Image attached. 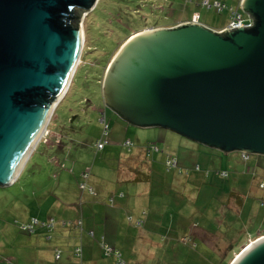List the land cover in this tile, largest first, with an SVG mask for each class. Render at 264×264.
Listing matches in <instances>:
<instances>
[{"label": "rangeland", "instance_id": "rangeland-1", "mask_svg": "<svg viewBox=\"0 0 264 264\" xmlns=\"http://www.w3.org/2000/svg\"><path fill=\"white\" fill-rule=\"evenodd\" d=\"M203 1L99 0L84 14L85 41L68 97L59 108L65 97L57 105L41 143L21 175L13 184L0 186V264H29L36 254L39 259H46V253H34L33 248L37 243L50 246L55 242L46 239L48 232L45 239V233H36L47 229L46 226H37L33 234L22 230L34 217L47 223L53 218L56 227L61 217L69 222L67 229L71 227L73 231L67 235L68 244L63 243L65 239L62 244L54 238L56 227L50 233L57 244L67 245L68 249L59 247L53 258L48 259L52 264L66 262V251L79 242L73 237L79 228L74 223L82 217L80 206L86 201L81 184L86 180L88 187L95 189L93 196L111 210L114 204H109L108 199L115 190L119 192L118 182L130 175L121 168L120 162L131 155L142 156L155 145L160 148L163 163L168 157H175L177 167L168 169L158 162L154 167L159 175L151 183L141 182L135 189L130 183L123 185L132 192L151 185L148 193L142 194L141 201L132 193L135 194L131 198L133 209L123 210L121 233L124 236L113 241L107 234V241L125 252L127 264H221L231 257L232 249L228 248L220 259L222 255L205 241L204 232L217 236L215 243L221 245L222 253L230 243L227 240L234 238L231 248L238 251L256 235L264 233V186H260L264 183V155L250 154L245 159L241 151L227 153L170 129L131 124L106 106L100 97L105 74L116 53L132 36L128 38L130 31L171 27L181 24L182 20L197 19V15L200 23L221 29L230 21L231 7L239 9L245 19L249 17L241 0H207L211 5L216 1L225 3L228 8L222 12L204 5ZM101 138L109 144L105 150L98 151L96 143ZM127 138L136 143L131 151L122 145ZM223 171L229 175L221 176ZM85 172L90 174L88 179L83 176ZM233 189L242 193V205L236 199L230 201L229 192ZM89 190L86 192L90 193ZM71 193L74 195L70 196ZM131 216L134 222L143 220V225L136 226L129 220ZM108 229L104 233H110L111 227ZM59 252L61 260L55 258ZM99 261L118 264L113 255H105Z\"/></svg>", "mask_w": 264, "mask_h": 264}, {"label": "water", "instance_id": "water-1", "mask_svg": "<svg viewBox=\"0 0 264 264\" xmlns=\"http://www.w3.org/2000/svg\"><path fill=\"white\" fill-rule=\"evenodd\" d=\"M97 1L0 0V186L17 180L67 94L82 18ZM241 5L254 25L217 32L184 22L133 34L105 74L104 103L140 127L264 155V0ZM244 247L230 264H264V235Z\"/></svg>", "mask_w": 264, "mask_h": 264}, {"label": "crops", "instance_id": "crops-1", "mask_svg": "<svg viewBox=\"0 0 264 264\" xmlns=\"http://www.w3.org/2000/svg\"><path fill=\"white\" fill-rule=\"evenodd\" d=\"M192 21L193 20H182L180 23L192 22ZM127 139H129V138H127ZM127 139H125V140H127ZM125 140H124V142H125ZM124 142H122L123 143L122 145L128 151H131L133 149V147L136 146V143H134V145L129 148V147L124 145ZM40 143H41V141H40ZM108 144H109V142H108ZM108 144H107V146H108ZM106 147L103 150H105ZM103 150H101V151H103ZM160 154H161L160 152L159 153H153V152L149 153L148 151H146L145 154H143L142 156L141 155H131L128 158V160H125V161L121 160L122 162H120V165H123V166H121V168H123L125 171H128L130 173V175L127 178H122L118 182V184L120 185L119 192H116V190H115L113 192L114 194L112 195V197H110L108 199L109 204H114V207H112L111 210L104 208L102 202L93 196L96 194L95 189L92 186L88 187V183L85 180L86 188L85 189L82 188V190L84 191V194H86V201L82 202L83 204L80 206L81 207L80 208V216L82 215V217L79 218L74 223V226L76 228H78V227L79 228H78V230H76V233H75L73 238L74 239L76 238V240H78L79 242L78 243L76 242L75 247L71 248V250L69 252L66 251V255L64 256V258L66 259V262H64L63 264H101L99 261V258H103L105 256L103 249H102V246H101L102 240H104L106 243H108L110 246H112L111 243H109L107 241V238H108L107 234H109L113 238V241H115V240L117 241L119 238H121V236H124V234L121 233V224H122V220L124 219L123 210L124 209H130V210L133 209V208H130L131 207V198L133 195L136 194L139 198V201H141L142 194L148 193V189L151 188V185H145V186H142L143 189L139 187L136 191L133 190V192H132L131 189H129L130 187L129 188L125 187V188L129 189L126 191L125 188L123 187V185L130 183L131 187H133V189H135L139 184H141V182L134 183L131 181L135 176V174H133V172H132V169H135V170L140 169V170H144V171L150 173L152 175V180H153V178H158L156 176V174H158L156 172L157 168L155 169L154 164H157L158 162L163 163L164 158L162 157L163 155H160ZM163 164L165 166H167L166 161ZM168 169H173V168H168ZM195 172H196V170H195ZM187 174L189 176H191L190 172ZM89 177H90V174L88 175V178ZM88 178H85V179H88ZM152 180L144 181V183H151ZM60 186H61V182L58 184V187H60ZM88 188L92 189V191L89 190L90 193L86 192L88 190ZM112 189H115V187H113ZM140 189H142V190L140 191ZM76 190L77 189L75 188V193H76ZM232 191H236V190H234V189L230 190L229 196H230V193ZM236 192H238L240 195H242L241 192H239V191H236ZM120 193H122V195ZM132 193H135V194H132ZM73 195H74V193H71L70 196H73ZM232 199H235V198L230 197V201H232ZM149 202H151V201L149 200ZM70 204H72V203H70ZM71 207H72V205L69 206L68 210H70ZM52 220H53V223L52 224L50 223L51 229H52V226L54 228L56 227V222L54 221L53 218H52ZM61 220H64V221L62 222ZM129 220L131 222H134V218L132 216L129 218ZM79 221L81 222L80 224H79ZM93 221L95 223H93ZM137 221H139V220H137ZM136 222H134V223L136 224ZM68 223L69 222H67V220H65V218L61 217L59 219V223L57 224L58 227H56V229L53 233L54 238L56 236L57 241L59 240L60 243H62V241L65 239L66 241L63 243L68 244L67 241H69V239H68L67 235L72 234V233H70L72 230L71 227L67 229ZM72 225H70V226H72ZM41 226H44V225H41ZM136 226H138V225L136 224ZM108 227H111L110 233L108 231L104 233L105 228H107V230H110V229H108ZM45 228H47V229H43V228L39 229L36 233L39 235H41V234L43 235L45 233V235L43 237L45 239V236L47 235V232H48L49 236H46V239L49 241L55 240V242L50 243V246H42V245H39V243H37V245H35L33 247L34 253H43L44 252L48 256H45L46 259H39V254H36L34 257H32V261H28L29 264H41L43 262H44L43 264H47V263L52 264V261H50V260H51V258H53V253L56 252V250H59L58 249L59 247L64 248V251L68 249V248H66L67 245L62 247V246H60V244H57L56 239H54L53 236H50V233H51L50 230L51 229L48 226H46ZM60 237H63V238H60ZM203 237L205 238V241L207 243H209L210 245H213V247H216L217 250L219 251V253H221V255H223L221 245H217L215 243V238L217 239V236H214V235L210 234L209 232L208 233L204 232ZM254 239H255V237L252 238L251 241H253ZM227 241H229V240H227ZM78 245H80L82 247V255L80 257H77L74 253V249ZM229 247H230V245H228V247L223 252H225ZM118 249L122 253L121 255H122L123 260L125 261V264H127L128 260H126L127 258L125 259V255H126L125 252L123 250H121L119 247H118ZM49 251L52 254L49 255ZM113 256H115V255H113ZM55 258L57 259V257H55ZM48 259H50V260H48ZM61 259H62V256L60 253L59 260H61ZM116 259H117V257H116ZM45 260H47V261H45ZM38 261H40V262H38ZM117 262H118V259H117ZM118 264H119V262H118ZM221 264H225V260Z\"/></svg>", "mask_w": 264, "mask_h": 264}, {"label": "built area", "instance_id": "built-area-1", "mask_svg": "<svg viewBox=\"0 0 264 264\" xmlns=\"http://www.w3.org/2000/svg\"><path fill=\"white\" fill-rule=\"evenodd\" d=\"M203 4L207 5L208 7H216L219 12H222L225 9L228 8V6L225 3L220 2V1H216L214 4L211 5V4H209V2L207 0H204ZM229 11H230V17H229L230 21L225 27H223L221 29H213V28H210V27L209 28L214 30V31H217V32H223V31H225L227 29H230V28H236V27L242 28L244 26H252V25L255 24V21H254V18H253L252 15L249 14V17L247 19H245L243 14H242V12L239 9H235V8L231 7V8H229ZM192 22L200 23L198 21V15H197V19H194ZM102 120L104 121V118ZM108 128H109V124L106 123V129L108 130ZM108 142L109 141L107 139L101 138V139H99L97 141L96 146H97V148L99 150H102L108 144ZM124 145L130 148V147H132L134 145V143L130 139H127V140H125ZM159 151H160V148H159V146H156V145L155 146H150L149 149H148L149 153H152V152L156 153V152H159ZM242 154H243V157L245 159H249L250 153L242 152ZM166 165H167L168 168L177 167V159L175 157H168L166 159ZM220 174H221V176H224V177L229 175V173L227 171H223ZM88 175H89V173L86 172V173H84L83 176H84V178H88ZM261 186H264V183H261ZM81 188H83V189L86 188V183L85 182L81 184ZM90 190L92 191L91 188H90ZM142 222H143L142 220H139L136 223L138 225H141ZM80 223L81 222L79 221V224ZM44 224L45 223H40V221L37 220V219H33L30 223L23 225L22 228L23 229H27L29 231H34L35 226L44 225ZM101 246H102V249H103V252H104L105 255H115L117 257V259H118L119 264H125V261L122 258V255H121L122 253H121L120 250L113 248L108 243H106L104 240H102ZM74 253H75V255L77 257H80L82 255V247L81 246H77L75 248V250H74ZM56 257L59 258L60 257V253H57Z\"/></svg>", "mask_w": 264, "mask_h": 264}, {"label": "trees", "instance_id": "trees-1", "mask_svg": "<svg viewBox=\"0 0 264 264\" xmlns=\"http://www.w3.org/2000/svg\"><path fill=\"white\" fill-rule=\"evenodd\" d=\"M98 2H99V0H98ZM143 29H139V30H137L136 32H133V31H130L129 32V36H128V38L131 36V35H133V34H135V33H137V32H140V31H142ZM70 92V91H69ZM69 92H68V94H69ZM101 92H102V90L100 89V94H101ZM68 94L65 96V98L63 99V101L58 105V107L57 108H59L60 106H61V104L66 100V98L68 97ZM100 97H101V100H102V102L104 101L103 100V96L102 95H100ZM107 106V105H106ZM56 112V111H55ZM54 115H55V113H54ZM104 118V122H106L107 121V118H106V115L105 114H103V117H102V119ZM107 146V145H106ZM105 146V147H106ZM104 147V148H105ZM96 148H97V146H96ZM103 148V149H104ZM102 149V150H103ZM97 150L98 151H101V150H99L98 148H97ZM197 170H199V167H197ZM132 172H133V174H135V176H134V178L131 180L132 182H134V183H138V182H144V181H150V180H152V175L150 174V173H148V172H146V171H144V170H140V169H132ZM86 173V172H85ZM230 197H232V198H235L236 199V201H237V204L238 205H242L243 204V196L242 195H240L238 192H236V191H232L231 193H230ZM33 219H37V220H39V218H37V217H34ZM40 221V220H39ZM31 222V221H30ZM29 222V223H30ZM144 222V221H143ZM142 222V223H143ZM40 223H45L44 224V226H48L50 229H51V227H50V222L49 223H47L46 221H42V222H40ZM53 223V220L51 221V224ZM26 224H28V223H26ZM137 224V223H136ZM25 225V224H24ZM138 225V224H137ZM143 224H141V225H138V226H142ZM37 226H41V225H37ZM37 226H35V229H34V231H29V230H27V229H23L22 228V230L24 231V232H26V233H28V234H33L34 232H36V227ZM52 228H53V226H52ZM50 231H52V229L50 230ZM264 233H260V234H258V235H256L255 236V239H257L258 237H260V236H262ZM254 239V240H255ZM229 245H230V247H229V249L231 250L232 249V252H230L229 251V253L231 254V257H229V259L227 260V261H225V264H229L233 259H234V257L236 256V254L238 253V252H240L241 250H242V248L245 246V245H247V243H245L238 251H234L233 250V248H231V247H234V242H235V239L234 238H232V239H230L229 240ZM78 246H80V245H78ZM75 250V249H74ZM219 254H221V253H219ZM223 255L222 256H224V252L222 253ZM225 256L227 257L228 256V254H225ZM221 259H223V257H221Z\"/></svg>", "mask_w": 264, "mask_h": 264}, {"label": "bare ground", "instance_id": "bare-ground-1", "mask_svg": "<svg viewBox=\"0 0 264 264\" xmlns=\"http://www.w3.org/2000/svg\"><path fill=\"white\" fill-rule=\"evenodd\" d=\"M82 29H83V36H84V37H83V45H84V41H85V32H84V26H83V23H82ZM83 45H82V48H83ZM79 62H80V59H78V62H77V63L79 64ZM74 72H75V70H74ZM74 72H73V74H74ZM67 88H68V87H67ZM66 90H67V89H66ZM65 93H66V91H65ZM65 93H64V94H65ZM64 94H63V95H64ZM60 99H61V98H60ZM60 99H59V100H60ZM59 100H58V101H59ZM57 103H58V102H57ZM45 128H46V127H45ZM45 128H44L43 132L41 133V135L39 136V138L43 135V133H44V131H45ZM39 138H38V139H39ZM37 141H38V140H37ZM36 143H37V142H36ZM35 145H36V144H35ZM35 145H34V146H35ZM246 247H247V246H246ZM246 247H244L243 250H244ZM240 253H241V252H240ZM240 253H239V254H240ZM239 254H238V255H239ZM238 255H237V256H238ZM240 256H241V254H240ZM240 256H239V257H240Z\"/></svg>", "mask_w": 264, "mask_h": 264}]
</instances>
